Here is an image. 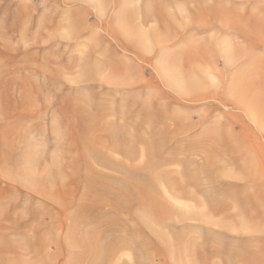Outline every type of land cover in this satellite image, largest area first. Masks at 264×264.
<instances>
[{
    "label": "rangeland",
    "instance_id": "obj_1",
    "mask_svg": "<svg viewBox=\"0 0 264 264\" xmlns=\"http://www.w3.org/2000/svg\"><path fill=\"white\" fill-rule=\"evenodd\" d=\"M241 75L264 81V0H0V264H264V148L202 170L220 125L264 146ZM245 186L242 232L208 208Z\"/></svg>",
    "mask_w": 264,
    "mask_h": 264
},
{
    "label": "bare ground",
    "instance_id": "obj_2",
    "mask_svg": "<svg viewBox=\"0 0 264 264\" xmlns=\"http://www.w3.org/2000/svg\"><path fill=\"white\" fill-rule=\"evenodd\" d=\"M194 1V3H195V1L196 2H200L201 0H193ZM213 3V2H212ZM200 7H202L201 5H200V3L198 4ZM214 5V4H213ZM205 6V5H204ZM215 7V6H214ZM218 7V6H217ZM206 8V7H205ZM212 8V7H211ZM209 9V12L211 13V15H214V10H215V8H212V9ZM217 9V8H216ZM203 10V9H202ZM205 10V9H204ZM144 11V10H143ZM216 11H219L218 9L216 10ZM146 12V11H145ZM149 12V11H148ZM144 13V12H143ZM218 13V12H217ZM217 13H215V14H217ZM145 14V13H144ZM143 14V15H144ZM207 14V13H206ZM143 15H141V16H143ZM148 15H150V14H148ZM210 15V16H211ZM218 15V14H217ZM132 16H133V14H130V18L132 19ZM200 16H201V14H200ZM215 16V15H214ZM216 17V16H215ZM128 18V17H127ZM195 18V17H194ZM213 18V17H212ZM145 20V19H144ZM146 20H147V18H146ZM216 20V19H215ZM227 23V22H226ZM208 25H211V24H209V23H207ZM206 24V25H207ZM213 24V23H212ZM203 25H204V21H203ZM208 27V26H207ZM197 28V27H196ZM208 28H210V27H208ZM138 29L136 28V31H137ZM243 34V33H242ZM239 35H240V33H239ZM241 36H243V35H241ZM200 42H202V41H200ZM202 45V43L200 44V46ZM199 46V47H200ZM238 47V46H237ZM237 47H236V50H237ZM239 52H240V50H239ZM206 54V53H205ZM239 53H237L236 55H238ZM200 55H202V56H200L201 58L203 57V54L201 53ZM235 55V54H234ZM205 58V57H204ZM203 58V59H204ZM247 77V76H246ZM245 76H243V75H241V76H233L230 80L226 77H224V76H222V79L223 78H225V80H224V83H222V85H223V90L222 91H224L225 92V95L227 94H229L230 95V97H232V99L233 100H230V103H232V106H233V108H235L236 110H237V112H238V115H235L234 117L236 118V119H238V121H241V127L245 130V131H247L248 130V126L242 121V117H243V119L244 118H246V119H250L253 123H254V125L257 127V128H259V127H262V123H263V118H261V116H262V114H261V111L260 112H256V111H254V110H260V107L262 106V104L263 103H260V102H263V100L264 99H262V98H260L259 96H255L254 94H252L253 92L252 91H250V89L251 88H254V89H256L257 88V90L258 89H262V88H264V81H258V82H256L255 83V81H253V79H247ZM220 78V77H219ZM203 78H201V80H202ZM227 79V80H226ZM220 81V80H219ZM222 81V80H221ZM220 81V82H221ZM200 83H202L200 86H203V83H205L204 82V79H203V82H200ZM196 84H198V83H196ZM206 84V83H205ZM221 85V86H222ZM198 86V85H197ZM200 86H198V87H200ZM205 86V85H204ZM220 86V87H221ZM209 87V86H208ZM208 89H210V88H208ZM211 90V89H210ZM212 90H214V89H212ZM221 90V89H220ZM251 92H249V91ZM202 91H203V89H202ZM205 91V90H204ZM256 90H254V92H255ZM263 91V90H262ZM206 93H207V91H205ZM204 92V93H205ZM211 92V91H210ZM259 92V91H258ZM203 93V94H204ZM208 94V93H207ZM214 94V93H213ZM215 94H217L216 92H215ZM223 94V93H222ZM250 94H252L253 96H251L250 97ZM258 94H261V93H258ZM200 95V94H199ZM202 96V95H201ZM204 96V95H203ZM202 96V97H203ZM223 96H224V94H223ZM207 97H209L210 99L212 98V99H215L216 97L214 96V95H212L211 93L210 94H208L207 95ZM264 98V97H263ZM199 99H201V98H199ZM208 99V98H207ZM218 99H219V96H218ZM224 99V100H223ZM223 99L222 98H220V103H225L226 102V98L225 97H223ZM216 100V99H215ZM260 103L259 104V108H255L254 109V103ZM226 104V103H225ZM136 105V104H135ZM109 108V107H108ZM139 108V107H138ZM97 109H99V108H97ZM107 109V108H106ZM111 109V108H110ZM120 109V108H119ZM106 111V110H105ZM119 111V110H118ZM252 113H254V114H252ZM124 114V113H123ZM120 115V114H119ZM130 115V114H129ZM128 115V116H129ZM123 116V115H122ZM126 116V115H125ZM127 116V117H128ZM149 116V115H148ZM90 117V116H89ZM124 118V117H123ZM90 120V123L92 122L91 121V119H89ZM92 120H93V118H92ZM125 120H126V118H125ZM84 121V120H83ZM95 122V121H94ZM94 122H93V124H94ZM113 123V122H112ZM121 123H122V121H121ZM132 123V122H131ZM240 123V122H239ZM83 124V123H82ZM111 124V123H110ZM194 124V123H193ZM258 124V125H257ZM85 125V124H84ZM112 125V124H111ZM139 125V124H138ZM194 126V125H193ZM193 126H191V127H193ZM87 127V126H86ZM88 127H90V126H88ZM112 127V126H111ZM220 127V132H219V138L217 139V137L216 138H213L214 139V145H215V147L217 148V149H213V147L211 148V147H205V148H203L202 149V147H201V149H202V153H204V154H206L207 156H209L208 157V160H205V162H204V164H202V170L204 171V172H207V168H209V169H216V170H219L218 168H223V167H227V165H230L231 167H233V169L238 173L237 174V176H236V178H239V176H241V175H243V173H246V171L249 169V167H250V164L252 163V161H253V159H254V157H253V155H256V154H258L259 152H257V151H263L262 149L264 148V146H262L261 145V143H259L258 141H255L254 143H251L250 144V146L249 145H247V143L245 142V139L243 138V134H241V133H236V132H232L231 130H228L227 128H223L221 125L219 126ZM93 129V128H92ZM110 129H112V128H110ZM186 129H189V127L187 128V126H186ZM260 129V128H259ZM86 130V129H85ZM129 130H131V129H129ZM143 130V129H142ZM163 130H165V129H163ZM126 131V130H125ZM144 131V130H143ZM128 132V131H127ZM130 132V131H129ZM128 132V133H129ZM151 132V131H150ZM139 133V132H138ZM147 134V133H146ZM152 134V133H151ZM129 135H130V133H129ZM156 135H158V133L156 134ZM151 136V135H150ZM152 136H154V135H152ZM131 137V136H130ZM158 137V136H157ZM156 140V139H155ZM158 141V140H157ZM160 141H161V139H160ZM216 141V142H215ZM211 143H212V141H211ZM121 144V143H120ZM124 146H126V145H124ZM131 149V148H130ZM113 151V150H112ZM116 151V150H115ZM199 151H200V149H199ZM235 153H236V155H235ZM204 154H203V156H204ZM228 154H231V156H232V160H230V161H228V162H225V163H223V161H222V163H221V161H219L217 158V160L218 161H216V159L215 158H212V157H214V156H222V157H225L224 155H228ZM260 155V154H259ZM262 155H263V152H262ZM256 157V156H255ZM258 157V156H257ZM207 158V157H206ZM259 158V157H258ZM257 158H255V160H256ZM154 160V159H153ZM260 160H261V158H260ZM260 160H258L257 159V161H260ZM225 161V160H224ZM256 161V162H257ZM262 161V160H261ZM255 162V161H254ZM259 163V162H258ZM260 164V163H259ZM252 165H255L256 166V163L255 164H252ZM259 166V165H258ZM254 167V166H253ZM253 167H252V169H253ZM131 168V167H130ZM133 168V167H132ZM135 169H136V167H135ZM188 169V168H187ZM257 169V168H256ZM132 170V169H131ZM127 171V170H126ZM137 171V170H136ZM133 174V173H132ZM136 175V174H135ZM189 175L191 176V174L189 173ZM190 176H188V179L190 178ZM131 177V176H130ZM193 179H194V177H193ZM151 181V180H150ZM247 181V180H246ZM126 183V182H125ZM128 183V182H127ZM243 184V183H242ZM126 185V184H125ZM134 186V185H133ZM128 187V186H127ZM254 187V186H253ZM260 188V187H259ZM129 189V188H128ZM245 189H246V186L245 187H242L241 189H239L238 190V192L236 193V194H233L232 195V198H231V200H230V203H229V205L227 206H225V205H222V204H220V205H213V204H211V202L212 201H209V208H208V211H209V213L210 214H212V215H218L219 216V214H221L223 211H224V209H225V207L227 208V209H231V207L233 208V210H232V212H230L231 214H230V217H229V219H230V221L229 222H235L236 224H238L240 227H239V230L241 229V231L242 230H246V228L244 227V226H242V222H244V223H246V221H248V220H250V219H248V218H250V217H248V213H249V203H250V197L248 196V193H246V191H245ZM135 190V189H134ZM115 191V190H114ZM114 191H113V193H114ZM124 191V190H123ZM121 192V191H120ZM125 192H127V191H125ZM123 193V192H122ZM137 193V192H136ZM125 194H127V193H125ZM183 194V193H182ZM119 195V194H118ZM122 195H124V194H122ZM125 196V195H124ZM138 196V195H137ZM263 196H264V193H263ZM147 197V196H146ZM185 197H186V199H189V200H194V197H193V195H190V194H188L187 196L185 195ZM122 198V197H121ZM153 198V197H152ZM210 198V197H209ZM260 198V197H259ZM105 199V198H104ZM109 199V198H108ZM127 199H128V197H127ZM131 199V198H130ZM257 199V198H256ZM123 200V199H122ZM124 200H125V198H124ZM214 200V199H213ZM120 202V201H119ZM125 202V201H124ZM194 202H196V201H194ZM196 203H198V202H196ZM253 204L254 205H257L258 206V204H259V199H257L256 201H253ZM261 204V203H260ZM128 205V204H127ZM130 205V204H129ZM97 206H99V205H97ZM130 208V207H129ZM253 208V207H252ZM228 210H226V212H227ZM173 212V211H172ZM225 212V213H226ZM250 212H251V210H250ZM155 214V213H154ZM223 215V214H222ZM227 215H229V214H227ZM226 215V216H227ZM195 217L196 218H198V219H201L202 220V218H203V220L206 218L207 219V217H205V213H200V214H197V215H195ZM205 217V218H204ZM228 217V216H227ZM210 219V218H209ZM225 219V218H224ZM223 219V220H224ZM228 219V218H227ZM228 219V220H229ZM221 221V220H220ZM212 224V223H211ZM241 224V225H240ZM94 227V226H93ZM250 230V229H249ZM68 232V231H67ZM243 232V231H242ZM89 235V234H88ZM86 237H87V235H86ZM96 246V245H95ZM45 248V247H44ZM220 251H221V249H220ZM214 251H212V253H213ZM218 253H220V252H218ZM225 254V253H224ZM217 255V254H216ZM210 256V255H209ZM212 257H214V256H211V258ZM219 257V256H218ZM256 256L254 255V254H249V257L245 260V263L246 264H253V263H258V261L256 260L255 261V258ZM205 260V259H204ZM204 262V261H203Z\"/></svg>",
    "mask_w": 264,
    "mask_h": 264
}]
</instances>
